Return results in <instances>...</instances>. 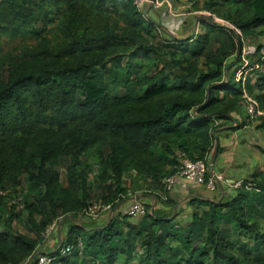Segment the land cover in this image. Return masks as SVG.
Listing matches in <instances>:
<instances>
[{
    "label": "trees",
    "instance_id": "1",
    "mask_svg": "<svg viewBox=\"0 0 264 264\" xmlns=\"http://www.w3.org/2000/svg\"><path fill=\"white\" fill-rule=\"evenodd\" d=\"M219 5L232 28L202 18L197 38L158 42L160 29L133 0H0V192L18 193L26 177L21 212L34 235L13 231L11 214L0 231V264H35L50 226L60 217L85 216L94 194L85 155L99 166L100 201L114 207L130 191H142L125 187L128 175L157 189L176 173L177 152L211 158L217 133L243 105V87L231 79L227 62L237 55L241 63L240 35L259 29L264 35V0L204 1L206 12ZM27 33L34 44L6 50ZM215 37L224 45L228 37L230 50L210 53ZM117 89L123 95H114ZM257 89L264 109V74ZM63 160L70 162L66 187ZM253 180L231 198L195 200L204 210L188 228L155 212L128 232V217L88 233L73 226L61 245L82 240L83 255L63 257L59 248L50 253L52 264H120L123 254L131 255L128 233L135 238L131 251L139 248L141 255L126 264H251L252 254L241 261L220 224H235L236 234L264 250V232L254 221L264 205L254 193L264 192V175Z\"/></svg>",
    "mask_w": 264,
    "mask_h": 264
},
{
    "label": "rangeland",
    "instance_id": "2",
    "mask_svg": "<svg viewBox=\"0 0 264 264\" xmlns=\"http://www.w3.org/2000/svg\"><path fill=\"white\" fill-rule=\"evenodd\" d=\"M196 2L197 3L195 6L198 8V10L202 11L204 13V15L208 16L207 20H209V21L213 20V21L217 22L218 25H220V26L232 28L229 24H227L226 21H224L222 19V14L224 12L223 6L219 5L217 7L216 11L211 13V12H206V9H204V1L196 0ZM198 5H199V7H198ZM154 16L155 15H152V18ZM202 18L203 17L199 18L200 21ZM153 19L156 20L157 18L154 17ZM203 19H205V18H203ZM193 26H194V20H190L188 26H185V25L180 26L179 29H181L182 32L181 31L178 32L177 36L179 38H181L182 40H185V41L189 40L193 36H195V38H197L198 35H195L194 31L196 30L197 27L202 29L204 27V23L202 21V23L200 22L199 25H197V22H196L195 26L194 27ZM200 29H198V30H200ZM190 34H192L191 37H190ZM237 34L240 35V33H237ZM157 36L158 37L156 38V40H158V42L160 40L171 42V40H172L171 36H168L166 34V32L163 33V31L161 32V34H158ZM227 38L225 37V39H224L225 40V45H224V44H222L221 39H218L217 37H215L214 42H213V47H212L210 53H216L219 49L229 51L230 49L228 47L229 44H228ZM240 38H241V44H242L241 48L243 49V51H245V50L247 51L250 60L254 58V61H256V59H257V57H256L257 48L264 42V35H262L261 30L260 29L257 30L255 32V35L249 36V37H242L240 35ZM34 43H35V38L31 34L27 33L23 37H21L20 39L16 40L14 43H11L10 45H8L6 47V50H9L11 48L22 47V46L27 45V44L32 45ZM236 44H238V41H236ZM191 45L193 46L194 44L192 43ZM237 57L238 56L236 55V56L230 58L227 62V67L229 68L228 74L230 75V77L233 81L235 80L234 79L235 72L238 69L237 64H239V63H237V59H236ZM161 68H162V62H159V69H161ZM263 74H264V68H263V70L258 71L257 73L256 72L250 73V75L248 76L247 81L243 87L245 89L247 88L246 90H247V93L249 95H251L249 83L250 82L252 84L254 82L256 83V81H258L259 78ZM251 83H250V85H251ZM256 86H258L257 83H256ZM114 91H115L114 95H117V96L123 95V90L117 89ZM239 113H241V116H243L244 120L247 122L248 119H247V116L244 112L243 106H242V109L240 110ZM263 132H264V130L260 129L259 131L254 133L253 136H249L248 133H240L239 134V136H238L239 138H242V139L248 138L250 141H252V140L254 141V143H253L254 145L251 144L249 146L246 145V142L248 140L247 141L243 140V142H242L245 144V148L247 150H246V152H243L240 157H241V159L243 158V159L250 160L251 165L253 167V170L249 169L248 166L244 167L243 169H240L239 172L237 173V176L239 178H242V177L246 178L249 176L250 173L253 174L254 172H256V174H261L263 172L262 171L264 169L263 168L264 167V133ZM212 157L213 156H211V159H212ZM84 160L87 161L90 165H92L91 166L92 167V174L90 175V181H91V183H93V192H94L93 203L98 202V201H100L101 195L103 194L100 190L97 189L96 185L94 184L95 176H97V174H98V167L99 166L97 164V160L92 155H85ZM69 163L70 162L68 160H63L61 166L59 167V171L61 173V179H62V182L64 183L65 187H66V183H67L66 177H65V175H66L65 168ZM215 170L216 171L219 170L218 165H216ZM252 174L249 177V179L246 178V180H244L246 183L249 181L251 182L253 180ZM262 174L264 175V172ZM257 176H259V175H257ZM25 179H26V177H24V179H22V185H21V188L19 189L18 193H16V194L4 193V195H6V197L3 198L2 200L0 199V215H1L0 216V218H1L0 219V231H2L6 227L7 224H5V222L11 216V214H13L15 216V219L12 222L13 231L34 237V235L31 233V231H29L25 226L24 215L22 214L21 210H19L17 208L18 207L17 206V199L23 198L21 191L24 190L25 182H26ZM135 182H136V179L133 177V175H128L124 181V183L128 187H131L132 189H136V190L142 189V191H140V194L150 195V193L148 191H152V195H155V198L158 197V199H159L157 201L159 203L158 208L155 209L154 212L158 213L161 217H165V218H169L170 220H173L174 223L181 228H188V227L192 226V223L194 221L193 215L197 214V213H199V215H201L203 210H204L203 208H201L196 203L195 200H192L190 202L187 201V202H184L181 204L179 203V201H176V204L174 205L173 204L174 201L169 199L170 194L164 192L162 185L158 186V188L155 189V188L151 187V184L149 181L138 182V183H135ZM249 188H250V186L248 185L246 188V190H248V192L250 191ZM145 190H148V191H145ZM251 191L253 192V190H251ZM236 193L237 192H234L231 195L229 193L228 195H225V196H229V198H231V196H234ZM254 193L257 194L258 197L261 196V199H263L262 203L264 204V192L261 193L260 191H254ZM215 194H216V197L218 198V199H216V201L221 200L219 191H217ZM146 202L147 203H144V204L148 208V213L153 215L154 212L152 211V207L154 205V202L153 201L150 202V200H148ZM191 203H194L193 206H190ZM12 206L16 207L14 212H12ZM260 206H262V208L259 207V211L257 213L256 212L254 213L255 214L254 215V217H255L254 221L255 222L257 221V223L259 224V227L261 230L260 233H263L264 232V220H263L264 219V217H263L264 216V205H260ZM60 219L62 221L66 220L64 222H70L69 224L71 225V219L67 220V218H65V217H60ZM123 219H125V216H123L122 218H115V217L110 218L109 217V220L104 224L107 225L108 222L110 223L113 220L117 221V223H119V224H123L122 223ZM89 221H90V223H88V225H87L88 227L96 226L95 222H97V221H94V222H91V220H89ZM138 223L139 222H137V220L136 221L133 220V225H137ZM119 224H117V227H119ZM220 228H221V230H223V233H225L226 239L229 242L231 249L239 257V259L241 261H243V259H244V254L250 252L252 254L253 259H254V261H252L251 264H264V250H259L258 247L256 246V243L252 239H249L246 236L241 238V236H239V234H236L235 224H233V223L230 224L228 222L222 221V223L220 224ZM128 230H129V227L127 228V230L125 229L126 232H128ZM125 231H122L124 233V236L126 235ZM129 232H131V231H129ZM53 234H51L49 241L56 240L54 238L55 234L54 235ZM125 237H126V239H125L126 242L128 241V244L125 243L126 248H127V249L126 248L125 249L127 251L129 250L131 252V255L129 257L128 255H125L126 253L123 254V259H122V262L120 264H126L127 261L129 262L132 260L137 261V259L141 255V249H139V248H138V250H137V248H134V250L131 251L130 247L132 244L131 243L132 240L135 239L134 235L128 233V236H125ZM47 241L48 240H46L45 242H47ZM45 242H44V244L41 245V247L46 248L47 251L50 252L49 247H48L47 243H45ZM133 242H134L133 247L139 246L138 241H133ZM59 243L57 244L55 241L52 250L56 251L59 247H61ZM122 243H124V242H122ZM200 245H201V243H200ZM121 247H122V244H120L119 248H121Z\"/></svg>",
    "mask_w": 264,
    "mask_h": 264
},
{
    "label": "crops",
    "instance_id": "3",
    "mask_svg": "<svg viewBox=\"0 0 264 264\" xmlns=\"http://www.w3.org/2000/svg\"><path fill=\"white\" fill-rule=\"evenodd\" d=\"M170 6L164 5L161 9L157 10H149L148 18L151 22L155 23L156 26L160 29L158 32L161 34L166 32L168 36H171V38H174L176 40H182L177 36L178 32H182L181 29H179L180 26H188L190 20H194V26L196 22L199 20L200 17H203L204 13L195 6L196 5V0H168ZM199 7V5H198ZM171 9L174 16H167L168 10ZM152 15H155L157 19L154 20L152 18ZM207 19L205 16L203 17ZM172 21V22H171ZM179 23L183 22L180 26L175 25V28L172 27L171 23ZM193 26V27H194ZM178 28V29H177ZM187 32V31H186ZM196 32V30L194 31ZM201 32H204V29H201ZM192 34H190L191 37ZM258 72V71H257ZM256 72V73H257ZM250 81V80H249ZM253 82V81H252ZM251 83V82H250ZM249 83V88L251 87V95L252 96H257L261 92L260 90L257 89L256 83L258 85V81L256 83L254 82L253 84ZM247 89V88H246ZM243 126L240 128V125ZM255 124H251L248 121L246 122L241 116V113L239 114H233L232 115V121L228 125L224 126L220 131L217 133V139H216V147L213 151L212 154V159H209V174H215L222 176L223 178L227 179V184L235 182V181H243L249 179L252 173L249 174L248 177H242L239 178L237 176V173L239 172L240 169H243L244 167L248 166L249 169L253 170V167L251 165L250 160L248 159H241V155L243 152H246L245 144L242 143L243 140L247 141L246 145L249 146L254 143V141H250L248 138L247 139H242L239 138L240 133H248L249 136H253L254 133H256L258 130ZM240 128V129H239ZM262 130V129H261ZM264 133V132H263ZM233 135V136H232ZM237 135V136H236ZM254 145V144H253ZM218 148H220L221 153L218 154ZM218 165L219 170L216 171L215 167ZM264 168V167H263ZM263 171V170H262ZM256 174V172H254ZM252 174L253 176L255 174ZM263 173V172H262ZM257 174V175H263V174ZM227 184H220L219 185V193H220V199H223L225 195L229 194V187ZM125 187H128L125 184ZM169 199L173 200L174 202L179 201V203H184L187 201H192V200H205V201H210L214 202L215 199H218L216 197V194H211L209 193L204 187L197 186L195 184H188L184 181H180L178 184V187L169 195ZM150 200V202H154V205L152 207V211L154 212L155 209L158 208L159 203L157 200L152 196V195H145V194H140V191H135L132 192L130 191L128 194V197L124 198L117 206H115V209L113 210L112 213H104L100 217V219L95 222L96 226H91L88 227V223H90V219H88L86 216L79 217L78 219H74L70 216L67 217L68 219H71V225L69 224L70 222H64L60 219V222H58L55 226V230L52 232L54 233L55 236L54 238L56 240L53 241H47V243L50 252H55L53 249V245L56 241V243L61 244L66 240L67 235L70 231V229L73 226L77 227H86V232H90L91 230H98L104 228L106 223L109 220V217H115V218H122L123 217V212L125 211L126 208H128L132 203L135 201H140L143 203H147L146 201ZM196 201V203H197ZM220 201V200H219ZM133 220H137V222H140V219H131L128 217L127 223L123 226L125 227L124 229L127 230L129 225L133 224ZM94 222V221H91ZM53 234V235H54ZM60 248V247H59ZM58 248V249H59ZM57 249V250H58Z\"/></svg>",
    "mask_w": 264,
    "mask_h": 264
},
{
    "label": "built area",
    "instance_id": "4",
    "mask_svg": "<svg viewBox=\"0 0 264 264\" xmlns=\"http://www.w3.org/2000/svg\"><path fill=\"white\" fill-rule=\"evenodd\" d=\"M206 1V0H201ZM135 7L137 10L147 19L149 10H157L161 9L164 5H168V0H133ZM167 16H174L171 9L168 10ZM208 18L207 15H203V17ZM213 21V20H212ZM172 22V21H171ZM218 25L217 22L213 21ZM183 22L179 23H171L172 27L175 28V25H180ZM199 20L197 21V25H199ZM196 28L195 35L202 34L201 29ZM203 29V28H202ZM200 31V32H199ZM256 61L259 60L261 64H252L249 59L247 51L242 52L241 63L237 65L238 69L235 73V81L244 87L248 76L251 72L255 73L257 71H261L264 68V42L257 48ZM243 108L244 112L247 116L248 122L251 124H255L256 126L261 125L264 122V109L261 108L258 100L247 93V90L243 88ZM264 130V129H263ZM175 170L176 173L172 176L167 177L163 181V188L166 193H172L177 187L180 181H184L188 184H195L200 187H204L209 193L215 194L218 191L220 184H227V179L222 176L209 174V159L205 160H194L190 158L187 154L179 151L177 152ZM264 172V169H263ZM243 181H235L227 184L229 187L230 195L234 192L239 191L242 188ZM0 195H4L3 192H0ZM16 205V204H15ZM17 208L19 210L24 209L23 198L17 199ZM115 209L112 204H105L102 201L94 202L85 212V216L91 221H98L102 214L105 212L112 213ZM123 216L129 217L131 219H140L143 220L147 214L148 209L143 202L135 201L123 212ZM60 221L58 219L52 226H50L46 234L44 235L46 240H49L52 232L55 230L56 224ZM84 249V244L82 240H78L76 244H67L65 246L60 247L61 256L70 257L77 250L79 255H83L82 251ZM46 248L40 247L38 252L36 253V262L35 264H52L56 258L51 256Z\"/></svg>",
    "mask_w": 264,
    "mask_h": 264
}]
</instances>
